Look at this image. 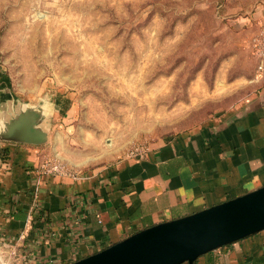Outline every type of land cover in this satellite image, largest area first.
Instances as JSON below:
<instances>
[{"label":"rangeland","instance_id":"obj_1","mask_svg":"<svg viewBox=\"0 0 264 264\" xmlns=\"http://www.w3.org/2000/svg\"><path fill=\"white\" fill-rule=\"evenodd\" d=\"M260 1L0 0L6 89L48 118L40 162L101 167L259 94Z\"/></svg>","mask_w":264,"mask_h":264},{"label":"crops","instance_id":"obj_2","mask_svg":"<svg viewBox=\"0 0 264 264\" xmlns=\"http://www.w3.org/2000/svg\"><path fill=\"white\" fill-rule=\"evenodd\" d=\"M246 19L247 32L264 24V0ZM7 80L0 68V102L16 100ZM235 104L160 141L141 160L123 157L75 176L40 174L43 146L0 141V243L31 264H70L143 228L263 186L264 89ZM194 264H264V230Z\"/></svg>","mask_w":264,"mask_h":264},{"label":"water","instance_id":"obj_3","mask_svg":"<svg viewBox=\"0 0 264 264\" xmlns=\"http://www.w3.org/2000/svg\"><path fill=\"white\" fill-rule=\"evenodd\" d=\"M49 140L39 103L0 102V141ZM264 230V185L197 212L143 228L70 264H194L203 254Z\"/></svg>","mask_w":264,"mask_h":264},{"label":"built area","instance_id":"obj_4","mask_svg":"<svg viewBox=\"0 0 264 264\" xmlns=\"http://www.w3.org/2000/svg\"><path fill=\"white\" fill-rule=\"evenodd\" d=\"M250 47L257 62V68L261 75H264V24L261 25L253 34L250 40ZM151 150L147 144L135 146L127 153V158L141 160L146 157ZM40 174L53 175H71L75 176L78 173L69 171L63 164L59 162H40ZM0 264H31L28 256L18 250L7 246L6 242L0 243Z\"/></svg>","mask_w":264,"mask_h":264},{"label":"trees","instance_id":"obj_5","mask_svg":"<svg viewBox=\"0 0 264 264\" xmlns=\"http://www.w3.org/2000/svg\"><path fill=\"white\" fill-rule=\"evenodd\" d=\"M3 153H4V151L2 152V155H1V157H2V158H5Z\"/></svg>","mask_w":264,"mask_h":264}]
</instances>
